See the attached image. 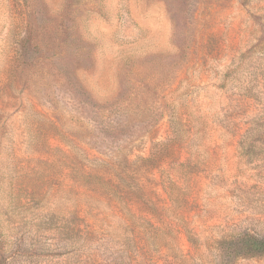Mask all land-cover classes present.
<instances>
[{
	"label": "rangeland",
	"instance_id": "rangeland-1",
	"mask_svg": "<svg viewBox=\"0 0 264 264\" xmlns=\"http://www.w3.org/2000/svg\"><path fill=\"white\" fill-rule=\"evenodd\" d=\"M65 14L95 101L126 80L153 102L104 153L60 75L23 62L29 21ZM124 172L140 208L96 177ZM246 236L264 243V0H0V264H264Z\"/></svg>",
	"mask_w": 264,
	"mask_h": 264
},
{
	"label": "trees",
	"instance_id": "trees-1",
	"mask_svg": "<svg viewBox=\"0 0 264 264\" xmlns=\"http://www.w3.org/2000/svg\"><path fill=\"white\" fill-rule=\"evenodd\" d=\"M63 10L65 12L73 10V7L66 2ZM64 16L57 26L52 24L51 19L46 18L38 19L36 22L29 21L26 37L22 43L23 62L34 68L39 64V67L43 65L51 67L60 75L67 93L78 105L88 109L91 125L83 139L96 146L100 153H104L116 142L140 132L142 127L149 128L155 124V115L153 118L148 114L153 102L146 100L142 95L127 96L126 94L133 87H129L126 80H120L121 83L113 99L104 102L95 101L77 75L79 70L90 69L92 66L91 43L87 37L84 38L77 32L76 21L66 14ZM49 34L50 36H46ZM146 89L152 92L149 87ZM96 177L119 197L121 204L140 208L137 198L141 188L135 187L137 195L130 194L124 186V179L128 177L125 172L122 183H116L110 178V173L97 174ZM243 240L245 251L264 250V243L259 240L249 236L244 237Z\"/></svg>",
	"mask_w": 264,
	"mask_h": 264
}]
</instances>
